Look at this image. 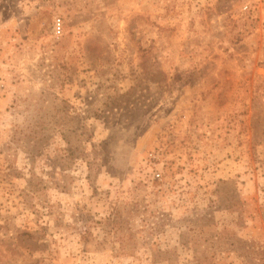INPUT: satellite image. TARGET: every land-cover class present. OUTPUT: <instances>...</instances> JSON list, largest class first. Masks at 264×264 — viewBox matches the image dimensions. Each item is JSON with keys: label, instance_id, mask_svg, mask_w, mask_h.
<instances>
[{"label": "rangeland", "instance_id": "1", "mask_svg": "<svg viewBox=\"0 0 264 264\" xmlns=\"http://www.w3.org/2000/svg\"><path fill=\"white\" fill-rule=\"evenodd\" d=\"M0 264H264V0H0Z\"/></svg>", "mask_w": 264, "mask_h": 264}, {"label": "built area", "instance_id": "2", "mask_svg": "<svg viewBox=\"0 0 264 264\" xmlns=\"http://www.w3.org/2000/svg\"><path fill=\"white\" fill-rule=\"evenodd\" d=\"M52 29H53L54 35H56V36L61 35L62 30H63L61 19L56 18V19L53 20ZM153 177H154V179H158V178L161 177V174L158 171H155L153 173Z\"/></svg>", "mask_w": 264, "mask_h": 264}]
</instances>
